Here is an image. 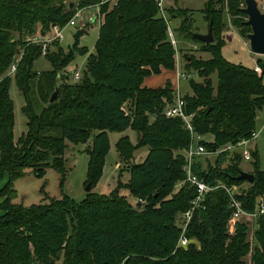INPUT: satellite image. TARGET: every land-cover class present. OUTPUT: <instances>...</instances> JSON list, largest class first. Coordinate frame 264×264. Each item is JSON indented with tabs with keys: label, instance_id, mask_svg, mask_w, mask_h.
Masks as SVG:
<instances>
[{
	"label": "trees",
	"instance_id": "1",
	"mask_svg": "<svg viewBox=\"0 0 264 264\" xmlns=\"http://www.w3.org/2000/svg\"><path fill=\"white\" fill-rule=\"evenodd\" d=\"M102 0H0V264H264V215L246 219L229 231L232 214L230 195L224 188L211 191L204 207L194 212L187 236L194 240L178 248L181 229L177 216L188 210L196 188L188 183L184 167L192 144V133L180 117H167L165 109L175 103L171 83L147 87L145 79L172 71L176 49L168 35L167 21L156 0H117L101 6L102 24L95 52L87 47V66L77 82L64 81V69L75 59L79 39L67 52L63 45L45 55L52 68L38 73L36 61L42 46L31 43L36 34H48L54 25L65 27L80 8ZM245 0H211L204 13L214 26L215 42L206 44L194 36L189 9L171 8L172 18H181L178 32L202 43L210 58L187 56V69L202 82L191 79L192 94L184 97L186 112L193 114L199 143L215 152L228 143L248 138L257 126V112L264 108V62L255 68L228 61L225 11L235 25L251 27L240 17ZM243 6V7H242ZM79 8V7H78ZM189 14V15H188ZM240 26V27H241ZM18 63L14 76L9 70ZM216 76V77H215ZM217 79V84L214 83ZM59 79L58 100L49 103ZM25 99L26 131L15 137V105L10 94L12 81ZM128 130L138 136L133 144ZM123 133L116 143L119 158L130 173L111 194L92 190L100 181L110 150V133ZM211 135L212 140H205ZM88 144L86 184L92 190L76 201L63 194L45 202L25 206L15 203L14 182L27 170L43 177L54 168L66 179L68 143ZM147 151L143 161L133 162L135 153ZM254 183L236 180L241 155L217 154L216 164L204 168L200 159L194 172L208 184L246 188L236 192L244 209L255 212L264 196V170L254 151ZM126 189L137 199L134 207L121 193ZM140 200L145 201L142 203ZM253 229V240L250 230Z\"/></svg>",
	"mask_w": 264,
	"mask_h": 264
},
{
	"label": "rangeland",
	"instance_id": "2",
	"mask_svg": "<svg viewBox=\"0 0 264 264\" xmlns=\"http://www.w3.org/2000/svg\"><path fill=\"white\" fill-rule=\"evenodd\" d=\"M211 0H165V8L169 11L171 8L174 9H189L190 15L193 20V29L196 32H207L209 29V22L204 13V9L207 7ZM259 2L260 8L264 11V0H257ZM66 2H76L78 0H66ZM97 4L86 6L76 9H82L80 16L76 18L77 25L72 26L68 25L63 30V40L61 42L54 41L51 44L53 50L57 49V45H63L66 51H69L70 47H73L76 43V35L78 32L82 31L84 34L79 39V46L76 52L75 59L64 69L62 77L64 81L77 82L78 80L73 79V71H80L81 74L87 66V55H80L79 50L85 49L87 47L90 53L95 52V44L99 37L100 23L99 12L97 11ZM113 3H111L112 5ZM244 6V5H243ZM242 6V7H243ZM224 13L225 21L227 23L225 30L223 31L222 37L226 41V44L222 48L223 56L230 62L235 64H242L250 68H256L259 65V61L264 62V55H259L252 52L249 41L247 39V34L251 31H248L247 28L241 26V21L246 22L248 17H240L239 25H235L233 22L232 15L228 14L227 6ZM77 12V10H76ZM167 16L170 17L169 13ZM96 18V21L93 19ZM171 19V17H170ZM182 23L181 18H172L170 26L174 31V35L178 40L177 45V62L178 67L175 66V69L168 72L170 78L172 79L173 84L176 88L180 89L182 96L186 94H192L191 89V79L185 80L180 79L178 73L186 72V74H192L194 71H188L187 65V56L195 55L198 59H207L211 57V54L205 53L202 51V43L192 40L185 35H182L178 32V28ZM84 51V50H83ZM52 64L42 55L35 63L34 70L38 73L43 71L50 70ZM259 68V74L262 73V68ZM167 74L164 73L163 75ZM157 76L152 75L146 79L148 86L156 87L158 82L162 78H156ZM197 82H202L201 78L197 73L193 76ZM216 77V76H215ZM160 79V80H158ZM163 80V79H162ZM214 83L217 84V79L214 78ZM173 88L176 92L177 90ZM11 97L15 105V137L19 138L24 131H26V122L27 118L23 113V106L25 104V99L21 94L20 90L17 87L15 80L12 81L10 89ZM175 96V97H176ZM257 126L256 130L260 131L257 139L252 143V146H255V149L258 152L259 166L261 170H264V108L257 112ZM254 129V130H255ZM125 134H128L132 143L136 144L138 140L137 133L132 130H128ZM124 135L123 133L111 132L110 133V150L106 157V163L104 166L103 175L98 182L97 186L92 190L98 194L109 195L111 192L116 189L119 181L122 183H127L130 179V173L126 170V163L119 158V154L116 148V143L119 138ZM205 140H212L211 135H205L203 137ZM69 147L66 151V168L67 175L65 181L62 183V177L54 168H48L46 174L43 177L35 175L31 170H27V174L17 179L14 182V187L16 189V198L14 199L15 203H21L25 206H30L33 204H39L45 202L48 197L60 198L63 194L70 195L76 201L81 202L87 197L88 191L86 190L87 184V171H88V162L89 155L86 152L88 144H73L68 143ZM147 151L141 149L135 153L133 162H141L144 160ZM204 168L208 165H215L217 155H202L199 157ZM241 168L244 171L251 172L254 170V165L251 161L243 160L240 163ZM8 180L6 176L0 183L3 186ZM248 183L242 184V186L235 187L236 191H240L243 188H246ZM121 193L126 195L130 203L137 207L138 200L134 197H130L126 189H122ZM253 229L250 230V239L253 240ZM249 255L247 260L250 264ZM56 264H61V261H58Z\"/></svg>",
	"mask_w": 264,
	"mask_h": 264
},
{
	"label": "built area",
	"instance_id": "3",
	"mask_svg": "<svg viewBox=\"0 0 264 264\" xmlns=\"http://www.w3.org/2000/svg\"><path fill=\"white\" fill-rule=\"evenodd\" d=\"M159 7V13L160 15L167 21L168 24V35L169 38L175 47L177 49L178 40L176 39L174 35V31L172 27L170 26L171 19L167 16L168 11L165 8V0H156ZM105 3H113L112 5L117 4V0H102L97 5V11L99 12V20L98 22L100 25L102 24V13H101V6ZM82 9H77V12L75 15L69 20L68 25L76 26V18L80 16ZM93 21H96V18L93 19ZM65 26V27H66ZM65 27H62L61 25H54L52 27V30L46 34L43 35L41 33L36 34L30 39L31 43L39 44L42 46V55H46L51 51V44L54 41L61 42L63 40V30ZM177 52V50H176ZM176 56V66L178 67ZM18 63H14L10 70L9 75L14 76L17 71ZM256 71L259 70L258 67L255 68ZM259 72V71H258ZM82 74L80 71L74 70L73 71V79L79 80L81 78ZM178 76L180 79H193L195 76V73L192 74H186V72H179ZM177 90V96L175 103L169 105L165 109V114L167 117H180L184 120L186 127L191 131L192 133V144L190 146V149L187 152V163L184 167V171L186 173V179L180 183L179 185L183 183H188L191 186L196 188V196L191 201V206L188 210L180 213L177 216V225L181 229V235L178 241V248H187L192 242H195L194 240L190 239L187 236V230L189 227V224L192 220V217L194 215V212L199 209L200 207H204V201L205 197L208 193H210L213 190H216L218 188H224L230 195V208L232 210V214L229 220V231L230 233H233L235 230L236 223L241 221L242 219H246L250 222L255 221L259 216L264 215V196H261L258 200L257 208L255 212H248L244 209L242 202L236 198V190L234 187H227L224 184H218L216 186H212L208 184L203 178H201L198 174L194 172V164L196 162V159L199 158L202 155H217L223 151L228 152L230 156H234L236 153H239L243 160L246 161H254V151L255 146H252V143L257 139L259 132L256 129L253 130L251 133V136L248 138H243L239 140L236 143H228L223 148L215 151L210 152L207 151L205 146L199 143V140L202 139V136L199 135L194 131L193 125H192V118L193 114H188L186 112V101L184 97L180 93V89L176 88ZM142 203L145 201L140 200Z\"/></svg>",
	"mask_w": 264,
	"mask_h": 264
},
{
	"label": "water",
	"instance_id": "4",
	"mask_svg": "<svg viewBox=\"0 0 264 264\" xmlns=\"http://www.w3.org/2000/svg\"><path fill=\"white\" fill-rule=\"evenodd\" d=\"M71 7H74V2L71 3ZM243 12L247 15L248 19L246 24L251 27V32L247 34L252 52L264 55V11L260 8L257 0H245V6L242 8ZM194 36L206 44L215 42L214 26L213 23H209V29L206 33L194 32ZM59 79L56 85V89L49 99V103H53L58 100L59 97ZM236 180H245L252 184L255 180V175L251 172L241 170ZM86 190L90 192L92 190L91 184H87Z\"/></svg>",
	"mask_w": 264,
	"mask_h": 264
},
{
	"label": "crops",
	"instance_id": "5",
	"mask_svg": "<svg viewBox=\"0 0 264 264\" xmlns=\"http://www.w3.org/2000/svg\"><path fill=\"white\" fill-rule=\"evenodd\" d=\"M202 33V32H201ZM203 33H205V32H203ZM90 53V52H89ZM93 53V52H92ZM88 56V55H87ZM167 72V74H165V75H163L164 73H166ZM168 72H170L169 70H163L162 71V73L161 74H159V75H155V76H157L156 78H162L161 79V81L160 82H158V86H156V87H164L166 84H169V83H171L172 84V86H173V88H176V86L173 84V82H172V79L170 78V74H168ZM147 79V78H146ZM146 79H145V82H144V85H146L147 87H151V86H148L147 85V83H146ZM158 80H160V79H158ZM256 150V149H255ZM1 213V212H0Z\"/></svg>",
	"mask_w": 264,
	"mask_h": 264
}]
</instances>
